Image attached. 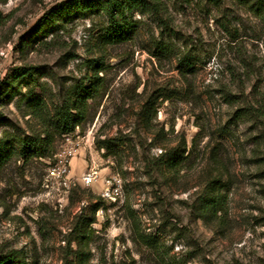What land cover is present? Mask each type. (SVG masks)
<instances>
[{"label": "rangeland", "instance_id": "374dc122", "mask_svg": "<svg viewBox=\"0 0 264 264\" xmlns=\"http://www.w3.org/2000/svg\"><path fill=\"white\" fill-rule=\"evenodd\" d=\"M62 1L0 0V85L37 67L0 101V145L49 149L0 165V264H264V10L152 0L119 43L101 10L32 35ZM99 70L86 120L57 134L54 106ZM114 137L128 142L100 147ZM80 220L87 238L70 244Z\"/></svg>", "mask_w": 264, "mask_h": 264}, {"label": "trees", "instance_id": "16d2710c", "mask_svg": "<svg viewBox=\"0 0 264 264\" xmlns=\"http://www.w3.org/2000/svg\"><path fill=\"white\" fill-rule=\"evenodd\" d=\"M212 1L217 3L221 0ZM250 3L257 12L264 10V0H251ZM157 4V1L154 2L152 0H64L48 11L46 16H44L34 27V31H32L31 34H36L41 29L51 27L63 18L71 16L75 12L84 13L89 10H101L107 15L109 21V25L106 29L107 40L110 43H119L128 39L132 32L133 23L129 19V13L135 8H139L143 12H157ZM28 37H26L25 40H27ZM36 70L37 67L35 66L16 68L14 76L11 79L3 81L2 85H0V101L3 100L15 88V86H18L22 80H26L31 77ZM99 73L100 70L97 71L89 80L90 85H86V82L84 81L78 86L74 99L54 106L52 127L57 134L63 135L72 133L86 120L89 109V100L97 97L101 91V77ZM43 104L44 102L42 100L37 99L34 101L33 106L36 110L42 111L44 108ZM254 110L255 109L249 104H245L240 109L242 116L254 114ZM1 116L2 113L0 112V117ZM259 118V115H255L256 120ZM114 142L124 145L128 142V140L118 137L107 138L100 141V147H109V145ZM14 152L23 156H30L34 154L38 156H47L49 149L41 135L24 137L19 141L16 151L0 145V165L7 162L12 157ZM174 154L175 150H170L168 151L167 156L171 157ZM101 205L102 203L96 204L93 216L88 220L87 224L86 222H83V220L78 222L74 229V237L70 239V244L73 241L82 240L84 242V240H86L87 230L84 226L87 225L91 228V225L97 221L96 212L101 208ZM74 254L83 260L86 255V251L84 247H79L74 251ZM4 261L5 259L0 262Z\"/></svg>", "mask_w": 264, "mask_h": 264}, {"label": "built area", "instance_id": "2783aa9c", "mask_svg": "<svg viewBox=\"0 0 264 264\" xmlns=\"http://www.w3.org/2000/svg\"><path fill=\"white\" fill-rule=\"evenodd\" d=\"M84 181L86 182V184H92L94 181V177H85Z\"/></svg>", "mask_w": 264, "mask_h": 264}, {"label": "bare ground", "instance_id": "6f19581e", "mask_svg": "<svg viewBox=\"0 0 264 264\" xmlns=\"http://www.w3.org/2000/svg\"><path fill=\"white\" fill-rule=\"evenodd\" d=\"M84 179H85V177H84ZM93 183H94V181H93Z\"/></svg>", "mask_w": 264, "mask_h": 264}]
</instances>
